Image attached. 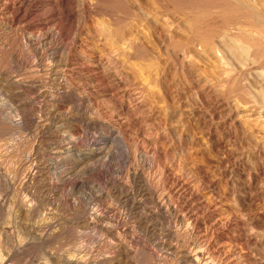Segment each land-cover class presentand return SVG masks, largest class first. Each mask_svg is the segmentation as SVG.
Instances as JSON below:
<instances>
[{
  "label": "rangeland",
  "instance_id": "374dc122",
  "mask_svg": "<svg viewBox=\"0 0 264 264\" xmlns=\"http://www.w3.org/2000/svg\"><path fill=\"white\" fill-rule=\"evenodd\" d=\"M226 2L0 0V249L20 234L26 264H178L171 227L218 264H264V0ZM177 201L197 226L162 222Z\"/></svg>",
  "mask_w": 264,
  "mask_h": 264
},
{
  "label": "bare ground",
  "instance_id": "6f19581e",
  "mask_svg": "<svg viewBox=\"0 0 264 264\" xmlns=\"http://www.w3.org/2000/svg\"><path fill=\"white\" fill-rule=\"evenodd\" d=\"M202 1V0H201ZM216 1V0H215ZM219 3H216L217 5L218 4H220L221 2H220V0H217ZM223 1V0H222ZM228 2L230 1L231 2V0H227ZM226 2V0L225 1H223L222 3H225ZM228 2H226V4H227V8H231V5L233 4H229V6L230 7H228ZM235 2H236V0H235ZM215 3V2H214ZM221 3V5H220V7L221 8H224L225 6H224V4H222ZM237 3H238V1H237ZM236 3V4H237ZM240 3V2H239ZM155 4V3H154ZM210 4V3H209ZM236 4H234L235 5V7H236ZM237 6H238V4H237ZM218 7H219V5H218ZM217 8V7H216ZM233 8L234 7H232L231 8V10H233ZM202 9V8H201ZM207 9V8H206ZM210 9V8H209ZM214 9V8H213ZM218 9V8H217ZM216 9V10H217ZM235 9V8H234ZM212 10V9H211ZM220 10V9H219ZM226 10V9H225ZM225 10L223 11V14L225 13V14H227L228 13V11L226 10V12H225ZM231 10H230V12H231ZM198 11H201L202 12V10H198ZM205 11V10H204ZM209 11V10H208ZM214 11H215V9H214ZM221 12H222V9L220 10ZM235 11V10H234ZM234 11H232L231 12V15H229L230 17H232L233 15H235V13L236 12H234ZM237 11V10H236ZM242 10H240V12H241ZM252 11V10H251ZM196 12H197V10H196ZM205 12H207V10L205 11ZM216 12V11H215ZM219 12V11H218ZM218 12H216V13H218ZM234 12V14L232 15V13ZM244 12V11H243ZM198 13V14H197ZM196 14L197 15H200L199 14V12H197ZM214 13V12H213ZM213 13H212V15H213ZM238 13V12H237ZM195 14V13H194ZM195 14V15H196ZM202 14L204 15V13L202 12ZM207 14V13H206ZM205 14V15H206ZM215 14V13H214ZM220 15L222 14V13H219ZM219 14H217V15H215L216 16V19H217V17L219 16ZM248 14V13H247ZM151 15V14H150ZM149 15V16H150ZM194 15V16H195ZM211 14H209L208 16H212ZM244 15V14H243ZM249 15V14H248ZM251 15V14H250ZM207 16V17H208ZM214 16V15H213ZM223 16H225V15H222V17ZM255 16H256V14H255ZM197 18H199L198 16H196ZM203 17V16H202ZM206 17V18H207ZM228 17V16H227ZM248 17V16H247ZM251 17V16H250ZM195 18V17H194ZM200 18H201V16H200ZM213 18H215V17H212V21H214V20H216V19H213ZM219 18V17H218ZM229 18V17H228ZM227 18V19H228ZM233 18H235L234 16H233ZM232 18V19H233ZM261 18V17H260ZM201 19H204V18H201ZM201 19H199V21L201 20ZM210 19H211V17H210ZM221 19V18H220ZM219 19V20H220ZM223 19V18H222ZM229 19H231V18H229ZM232 19L230 20V21H232ZM259 19V18H258ZM193 20V19H192ZM195 20V19H194ZM207 20V19H206ZM206 20H204V24H205V26H203V24H199V23H191V24H194V26L192 25V27H194V31L196 32V36L198 35V37L200 38L199 40L200 41H203V44L204 45H206V47L207 46H209V49L210 48H213L214 46H213V37H216V40L218 39L219 41H221L220 39H221V37H222V35L224 36V34H222L223 33V31L221 30V37H219L220 36V33L215 29V28H221L222 26L224 27L225 25H228L229 26V20H227L228 21V23H227V21L225 20L224 22H226V24H224L223 23V21L222 20H220V22L221 23H223V24H221L220 22H218L217 20V22L216 23H218V24H221L222 26H220V27H218L217 25L218 24H213L212 23V21L211 20H209V21H211L210 23L211 24H213V25H211L210 23H207V25H206ZM255 20V19H254ZM202 21V20H201ZM200 21V22H201ZM206 21V22H205ZM208 21V22H209ZM233 21H234V19H233ZM232 21V22H233ZM257 21V20H256ZM193 22H196V21H193ZM197 22H198V19H197ZM203 22V21H202ZM232 22H230V23H232ZM260 22V21H259ZM234 24V23H233ZM254 24V23H253ZM202 25V26H201ZM216 25V26H215ZM231 25V24H230ZM240 25V24H239ZM260 26H261V24H259ZM215 26V27H214ZM171 27V26H170ZM226 27V26H225ZM224 27V28H225ZM230 27V26H229ZM224 28H221V29H224ZM231 28H232V26H231ZM136 29V28H135ZM227 29V27L225 28V30ZM229 29V28H228ZM231 30V29H230ZM237 31V30H236ZM243 31V30H242ZM133 32V31H132ZM226 32L229 34V32L226 30V31H224V33L226 34ZM245 33V32H244ZM119 35V34H118ZM229 36V35H228ZM249 36V35H248ZM226 37V36H225ZM223 38V37H222ZM224 39H226V38H224ZM229 39V38H228ZM227 40V39H226ZM230 40H231V42L234 40H232L231 39V37H230ZM230 40H229V42H230ZM236 41V40H235ZM257 41V40H256ZM222 42V41H221ZM230 42V43H231ZM254 42V41H253ZM258 42V41H257ZM256 42V43H257ZM264 42V41H263ZM224 43H225V41H224ZM226 43H227V41H226ZM225 43V44H226ZM236 43V42H235ZM233 44H234V41H233ZM242 44V43H241ZM254 44V43H253ZM259 44V43H258ZM231 45V44H230ZM234 45H236V44H234ZM239 45V44H238ZM256 45V44H255ZM242 46V45H241ZM257 46V45H256ZM231 48H230V50H232L233 52L237 49V48H239L240 49V47H235V46H233V45H231L230 46ZM243 47V46H242ZM246 47V46H245ZM244 47V48H245ZM228 48H229V46H228ZM262 50L263 49V46H262V48H259L258 50ZM246 50V49H245ZM258 50L256 51L257 52V54L258 53H260V52H263V51H260V52H258ZM210 51V50H209ZM218 51V50H217ZM237 52H239L238 51V49L236 50ZM190 52V51H189ZM242 52V51H241ZM246 52H248V51H246ZM54 53V52H53ZM235 53V52H234ZM240 53V52H239ZM245 53V52H244ZM236 54V53H235ZM260 56H262V58H264L263 56V53H261V55ZM259 57V56H258ZM60 62V61H59ZM59 62H56V66L52 69L53 70V72L56 74V77H57V75L59 74V72H60V66L63 64H59ZM58 63V64H57ZM61 63V62H60ZM19 66V65H18ZM54 66V65H53ZM63 66V65H62ZM61 66V67H62ZM62 70V69H61ZM52 72V73H53ZM54 74V75H55ZM60 77V76H59ZM55 78V77H54ZM57 79H58V77H57ZM60 79V78H59ZM32 80V79H31ZM45 95V94H44ZM43 95V96H44ZM84 100V99H83ZM83 103H87L85 100H84V102ZM2 117H3V115H2ZM48 117V116H47ZM58 117V116H57ZM32 118V117H31ZM4 119V118H3ZM30 119V118H29ZM1 121V120H0ZM3 122V121H2ZM34 122V121H33ZM9 123V122H8ZM32 123V122H31ZM30 123V124H31ZM16 124V123H15ZM8 127V126H7ZM4 124L3 125H1L0 124V135H1V137L3 136V135H5V134H7V130L9 129V128H7ZM12 131V130H11ZM110 133L114 136V135H117V134H119V133H115L114 131H112V130H110ZM119 136V135H118ZM100 137V136H99ZM3 139V138H2ZM6 139V138H5ZM122 139V138H121ZM120 139V140H121ZM118 140H119V138H118ZM119 140V141H120ZM15 145V144H14ZM122 147V146H121ZM109 149V148H108ZM99 150V149H98ZM29 176H31V173L29 172ZM35 175V174H34ZM27 176V175H26ZM23 178V177H22ZM34 179V178H33ZM67 179V178H66ZM146 182V181H145ZM34 186V185H33ZM144 189V188H143ZM167 189V188H166ZM150 190V189H149ZM150 194V193H149ZM142 195V194H141ZM144 195V194H143ZM153 196V195H152ZM126 197V198H125ZM130 197V196H129ZM151 197V196H150ZM149 197V198H150ZM122 198L124 199V202H127L128 201V194L125 196H122ZM153 198V197H152ZM178 198V197H177ZM137 199V198H136ZM165 199V198H164ZM158 201V200H157ZM165 201H167V200H165ZM176 201V200H175ZM174 201V202H175ZM32 202V201H31ZM165 203H167V202H165ZM164 203V204H165ZM0 204H1V202H0ZM61 204V203H60ZM176 204H178V201H177V203ZM175 204V205H176ZM181 204V203H180ZM30 205H32V204H30ZM136 205V204H135ZM166 205H168V203L167 204H165V206ZM3 207L5 206L4 204L2 205ZM25 207H27V206H25ZM167 207V209L166 210H162L161 209V212L158 214V212L156 213V214H158V216H160V218L163 220L164 219V221H162L163 223L165 222L167 225H174L176 228H177V226H179V227H181V228H183V227H191V226H188V225H195V226H197L198 224H199V221H198V219L194 216V214L193 213H191V211H188V209H187V207L186 206H184V205H177V206H174V207H171L170 206V204H169V207L168 206H166ZM8 208V207H7ZM12 208V207H11ZM20 208V207H19ZM29 208V207H28ZM33 208V207H32ZM143 208V207H142ZM159 208V207H158ZM0 209H1V207H0ZM23 209V208H22ZM2 210V209H1ZM1 210H0V212H1ZM11 210V209H10ZM10 210H7L6 209V211H10ZM4 211V210H3ZM2 211V213H4ZM7 213V212H6ZM39 213V212H38ZM148 213V212H147ZM5 214V213H4ZM151 214V213H150ZM145 215V214H144ZM152 216H153V214H152ZM157 216V215H156ZM9 217V216H8ZM156 218V217H155ZM154 218V219H155ZM6 219V221H10V218H9V220H8V218H5ZM146 219V218H145ZM144 219V220H145ZM160 220V219H159ZM4 223V222H3ZM41 223V222H40ZM140 223V222H139ZM155 223V222H154ZM9 224V223H8ZM7 224V225H8ZM92 224V223H91ZM156 224V223H155ZM5 225V224H4ZM148 225V224H147ZM154 225V224H153ZM16 226V225H15ZM37 226V225H36ZM40 226V225H39ZM141 226V225H140ZM157 226V225H156ZM173 226V227H174ZM4 227V226H3ZM8 227H10L9 225H8ZM38 227V226H37ZM149 227V230L151 231V232H154V228L152 229H150V226H148ZM153 227V226H152ZM154 227H155V225H154ZM170 227V226H169ZM199 227H200V225H199ZM198 227V228H199ZM15 228V227H14ZM19 228V227H18ZM156 228V227H155ZM162 228H163V226H162ZM171 228V227H170ZM167 229L168 231H167V233H166V236H164V237H167V238H169V241H162V242H160V243H162L161 244V246L163 247V249H165V253L164 254H168V255H165L166 257L167 256H170L171 255V257L173 256V258H177L176 259V261H177V263L178 264H218V263H216V261H215V259L213 258V255L211 256V254H209V251H211L210 249H209V251H208V247H207V249H205L206 247H201V246H199V247H196L195 248V250H193L192 252L190 251V249H191V247H193L194 248V244L196 243H194V242H191V241H189V240H187L185 237H184V235H183V237L185 238V240H184V238H182L179 234H178V231L179 232H181V230H179V229H176V230H173L172 228L171 229ZM193 228V230H194V228L195 227H192ZM186 229V228H185ZM190 229V228H189ZM3 230V229H2ZM1 230V231H2ZM9 230V229H8ZM7 230V231H8ZM107 230V229H106ZM147 230V229H146ZM159 230V229H158ZM187 230V229H186ZM192 230V229H191ZM193 230H192V232H193ZM11 231V230H10ZM16 231V230H15ZM66 231V230H65ZM109 231V230H108ZM163 231V230H162ZM165 231V230H164ZM195 231V230H194ZM4 232L6 233V231L4 230ZM14 232V231H13ZM17 232V231H16ZM15 232V233H16ZM148 232V231H147ZM185 232V231H184ZM196 232V231H195ZM9 233V232H8ZM65 233V232H64ZM183 233V232H182ZM186 234H188L189 232H185ZM191 233V232H190ZM189 233V234H190ZM1 234V233H0ZM4 234V233H3ZM11 234V233H10ZM17 234V233H16ZM27 234V233H26ZM40 234V233H39ZM42 234V233H41ZM115 234V233H114ZM196 234V233H195ZM67 235V234H66ZM152 235V234H151ZM154 235V234H153ZM1 236V235H0ZM12 236H14V235H12ZM16 236V235H15ZM14 236V237H15ZM112 236V235H111ZM116 236V235H115ZM114 236V237H115ZM189 236V238H190V240H191V236L190 235H188ZM198 236V235H197ZM197 236H195V237H197ZM2 237V236H1ZM0 237V238H1ZM80 237V236H79ZM153 237V236H152ZM163 237V236H162ZM194 237V236H193ZM194 237V238H195ZM7 238H11V236L10 235H7ZM27 238V237H26ZM198 238V237H197ZM16 239H18L17 240V244L15 245V244H13L14 246L13 247H9V248H7V249H5V251L3 250V249H0V264H26L27 263V261H26V258H25V253H27L26 252V247H24V245H23V243H24V240H25V238L23 239V237H21V235L19 234H17V238ZM46 239V238H45ZM164 239V238H163ZM13 240V239H12ZM49 240V239H48ZM51 240V239H50ZM119 240V239H118ZM153 240V239H152ZM167 240V239H166ZM194 239L192 238V241H193ZM27 241V240H26ZM45 241H47V240H45ZM154 241V240H153ZM174 241H176V243H174ZM197 241V240H196ZM10 242V241H9ZM12 242V241H11ZM10 242V243H11ZM16 242V241H15ZM121 242V241H120ZM77 244V243H76ZM118 244V243H117ZM198 244V243H197ZM130 245V244H129ZM200 245V244H199ZM202 245H204V244H202ZM10 246V245H9ZM195 246H197V245H195ZM209 246V245H208ZM75 247H77V246H75ZM119 247V246H118ZM124 247V246H123ZM122 247V248H123ZM154 247V246H153ZM157 247H159V246H157ZM210 247V246H209ZM117 248V247H116ZM156 248V247H155ZM154 248V249H155ZM211 248V247H210ZM40 249V248H39ZM119 249H121V247L119 248ZM118 249V251L120 252V250ZM117 250V249H116ZM124 250H126V248L124 249ZM161 250H162V248H161ZM161 250H160V252H161ZM130 251V250H129ZM163 251V250H162ZM125 253V252H124ZM127 253V252H126ZM130 253V252H129ZM163 253V252H162ZM115 254V253H114ZM150 254V253H149ZM86 255V254H85ZM118 255V254H117ZM152 255V254H151ZM162 256H163V254H161ZM47 256V255H46ZM128 256V255H127ZM154 256V255H153ZM43 257V256H42ZM81 257H83V256H81ZM110 257V256H109ZM108 257V258H109ZM117 257V256H116ZM118 257H119V255H118ZM125 257V256H124ZM133 257V256H132ZM160 257V256H159ZM91 258V257H90ZM103 258H105V257H103ZM158 258V257H157ZM82 259V258H81ZM80 259V260H81ZM84 259H86V258H84ZM83 259V260H84ZM126 259V258H125ZM148 259V258H147ZM154 259V258H153ZM156 259V258H155ZM171 259V258H170ZM76 260H78V258L76 259ZM82 260V261H83ZM98 260V259H97ZM100 260V259H99ZM109 260V259H108ZM108 260H103V261H101V262H107ZM149 260V259H148ZM146 261V263L145 264H151L150 263V261ZM158 260V259H157ZM145 261V260H144ZM155 261V260H154ZM160 261H161V259H160ZM165 261V260H164ZM175 261V262H176ZM73 262V261H72ZM76 262H78V261H76ZM75 262V263H76ZM100 262V261H99ZM174 262V261H173ZM172 262V263H173ZM74 263V264H75ZM79 263H80V261H79ZM79 263H77V264H79ZM97 263V262H96ZM107 263H109V262H107ZM88 264V263H87ZM106 264V263H105ZM141 264V263H140ZM153 264H155L154 262H153ZM176 264V263H175ZM219 264H220V262H219Z\"/></svg>",
  "mask_w": 264,
  "mask_h": 264
}]
</instances>
